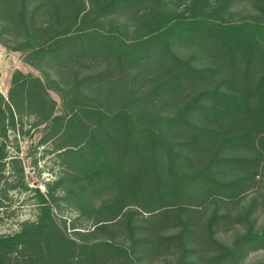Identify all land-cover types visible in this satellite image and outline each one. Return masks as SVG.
I'll return each mask as SVG.
<instances>
[{
	"label": "trees",
	"instance_id": "obj_1",
	"mask_svg": "<svg viewBox=\"0 0 264 264\" xmlns=\"http://www.w3.org/2000/svg\"><path fill=\"white\" fill-rule=\"evenodd\" d=\"M235 1L0 0V44L40 72L12 71L0 136L35 115L63 166L34 189L35 219L0 235V264H242L264 248V0L241 20Z\"/></svg>",
	"mask_w": 264,
	"mask_h": 264
},
{
	"label": "rangeland",
	"instance_id": "obj_2",
	"mask_svg": "<svg viewBox=\"0 0 264 264\" xmlns=\"http://www.w3.org/2000/svg\"><path fill=\"white\" fill-rule=\"evenodd\" d=\"M230 9L233 20L249 19L257 15L251 0H236ZM191 48H185L182 55L186 58L193 57L191 55H194L195 51L193 52ZM203 58L206 60L204 61ZM191 62L196 66L209 64L207 57L203 56L199 59L194 58ZM14 69L40 76L37 69L23 61L20 52L0 45V88L4 96L7 95L5 88ZM92 71V67L83 68L84 73ZM50 74L54 75V72L50 71ZM222 77L224 76L220 72L213 76L211 82L202 84L201 87L211 88ZM152 83L154 81L143 80L138 91H144ZM50 94L57 101L55 112H62L61 99L52 90ZM35 119V115L24 117L17 122L15 129L10 128L7 131L6 138L0 136V147L5 143L4 150L7 154L0 180V235L12 234L19 230L22 222L35 219L38 212V197L34 189L38 188L44 193L46 182L54 180L63 171L60 157L57 151H54L52 142H39L44 133V125H34ZM254 193L255 191L250 192L243 203ZM99 201L100 199L96 200L98 203ZM55 214L72 218L76 212L63 203L60 210H55ZM255 217L258 225L264 224V213L259 211ZM89 226H91V221L83 222L82 227ZM235 234L236 231L230 230L218 234V238L220 241L230 242ZM262 263H264V248L253 250L242 259V264ZM111 264L122 263L113 261Z\"/></svg>",
	"mask_w": 264,
	"mask_h": 264
},
{
	"label": "crops",
	"instance_id": "obj_3",
	"mask_svg": "<svg viewBox=\"0 0 264 264\" xmlns=\"http://www.w3.org/2000/svg\"><path fill=\"white\" fill-rule=\"evenodd\" d=\"M0 45H1V44H0ZM9 83H10V78H9L8 85H7V87L5 88V90H6V93H7V91H8V88H9ZM0 93H2V94L4 95L3 91L1 90V88H0Z\"/></svg>",
	"mask_w": 264,
	"mask_h": 264
}]
</instances>
